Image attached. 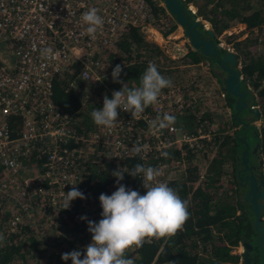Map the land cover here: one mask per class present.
Wrapping results in <instances>:
<instances>
[{"label": "built area", "instance_id": "2783aa9c", "mask_svg": "<svg viewBox=\"0 0 264 264\" xmlns=\"http://www.w3.org/2000/svg\"><path fill=\"white\" fill-rule=\"evenodd\" d=\"M185 4L195 13L192 3ZM91 7L97 8L104 20L94 38L86 33L87 26L81 19ZM149 16L150 8L144 0H0V192H15L16 199L9 230H15L24 221V215L29 214L27 201L34 196H41L51 206L48 221L56 223L55 227L59 223L53 221L54 216L64 222L69 220L79 229H88V221L99 222L102 212L86 197L73 200L64 209V193L73 185L77 188L83 178V163L88 159L105 157L120 162L123 168L127 158H134L145 167H160L161 181L163 177L185 174L189 166L185 153L192 152L202 158L195 165L198 180L204 178L217 149L214 140L223 133L217 118H202L190 131L176 123L159 132H153L149 126V121L157 116L173 115L202 103L206 98L204 92L169 88L143 114L134 117L120 111L115 127L97 126L91 133L73 127L74 114L64 113L54 103L55 78L70 75L75 66L79 80L85 85L78 86L70 78L68 90H78L85 102L97 98L96 106L105 95L111 99L113 92L101 82L100 59L112 51L115 42L130 28H137L146 36L152 30L158 33ZM238 24L240 40L253 37L258 40V34H264V22L251 30L244 23ZM203 25L208 29L207 22L203 21ZM236 26L217 37L219 49L232 51L225 35H231ZM44 48H51L58 55L42 57ZM240 69L238 65L239 72ZM239 80H244L247 92L257 95L241 72ZM97 86L102 88L96 90ZM137 143L148 144L150 148L136 155L130 149ZM176 149L180 150V156L173 155ZM89 164L93 163L86 166ZM73 238L76 239V233ZM155 240L158 239L151 242ZM69 252L58 249L47 254L52 255V261L59 259L60 264H72L70 259H62V254ZM80 252L83 259L84 250Z\"/></svg>", "mask_w": 264, "mask_h": 264}, {"label": "trees", "instance_id": "16d2710c", "mask_svg": "<svg viewBox=\"0 0 264 264\" xmlns=\"http://www.w3.org/2000/svg\"><path fill=\"white\" fill-rule=\"evenodd\" d=\"M146 1L150 6L149 21L155 28L164 35L176 28L177 24L174 18L169 15L164 6L160 5L162 0ZM179 1L183 4L185 2L192 3L195 7V14L191 13L184 4L186 16L193 19L200 17L206 20L210 24V30H204V34L213 39L237 23H244L247 29L251 30L264 22V0ZM197 29L202 34L201 24L197 26ZM208 31H211L212 34L209 35ZM226 40L234 42V46L238 50V54L235 56V65H238V62L241 63L240 72L256 90L257 95L251 97L255 102H258L257 105L263 110L264 55L256 56L254 54L253 38L235 40L233 36L226 35ZM186 47L189 48L186 54L169 60L156 43L146 39L144 32L137 28H130L115 42L112 51L105 54L108 60L102 59L104 55L101 59L99 58L103 63V68L100 70L101 82L111 92L119 91L122 84L113 82L112 71L116 65H121L123 71L119 79L123 83H127L129 88L134 84L139 86V77L146 71L149 62L155 63L161 75L172 81L174 74L177 75V71L181 67L186 70L189 64H196L202 59L199 55H194L195 50L192 51L189 44L186 43ZM111 52L112 54H110ZM160 56L164 61L160 59ZM171 64L176 67L171 68ZM75 67L74 72L70 75L55 78L53 100L61 111L66 114H74L73 127L81 132L91 133L98 128L91 118V112L96 108L94 101L97 98L85 102L78 90L77 94L66 91L70 78L71 80L75 79L78 86L85 85L78 78V66ZM240 82L244 83V80H240ZM177 84H181V82H172V86H178ZM98 88H102V86H97L95 89ZM227 98L231 101L228 94ZM98 105H103V102L98 101L97 108ZM256 117L254 116V118ZM254 136L259 143V148L256 152L251 153L255 157H264V124L258 132L254 130ZM214 142L217 144V149L202 180H198L197 168L192 162L189 163L185 174L162 178L163 182L175 189L183 200L188 201L190 218L176 235L166 238L163 242L160 239L145 242L143 247L136 248L130 256H127L134 258L135 264H239V262L244 264L242 256L233 251L244 241L252 246L250 250L251 264H263L264 257L261 256L260 247L264 248V238L261 242L258 241L259 235L254 227L255 216L249 201L244 198V192L248 189V187H243L244 173L230 177L226 189H223L222 186L224 184L222 181L223 165L227 160H229L228 163L233 160L234 164L236 162L237 165L239 163L241 165L243 142L229 135L225 139L218 135ZM227 151L228 153L225 154ZM173 155L180 156V150L176 149ZM185 157L192 161V155H185ZM136 164H140L138 160L126 159L125 166L129 169H132ZM86 168L88 170H85L86 174L83 175L77 189L89 201L96 203L102 212L99 196L102 193L110 196L117 190L116 178L111 174L116 169L108 163L102 164L99 168H96L94 164H89ZM120 184L140 192L141 195L145 194L146 190L143 188L140 178H133L125 174ZM240 188L243 190L242 196L239 194ZM15 202L16 199L12 192H0V234L4 237L3 243H0V264H39L35 261L38 258L40 260L41 256L50 260L52 255L47 254L46 244L41 246L43 248H39L38 237L40 234L47 235L48 233V228H42V226L43 221L49 217L48 212L51 210V206L48 202H44L41 196L32 197L27 201L29 214L24 215V221L19 222L15 230H9L8 222L12 217ZM262 214H264V210L261 212ZM53 219L66 226L72 236L79 230L78 226L69 220L64 222L55 216ZM261 225H264L263 221ZM31 232H35V234L30 235ZM90 237V235L84 236V241L80 243L84 245L82 250L90 244ZM50 238L55 241L54 244L52 243L53 250L80 251L79 244L75 243V238L71 240L64 234L56 232L52 233ZM25 243H29V245L25 246Z\"/></svg>", "mask_w": 264, "mask_h": 264}, {"label": "clouds", "instance_id": "9594fccd", "mask_svg": "<svg viewBox=\"0 0 264 264\" xmlns=\"http://www.w3.org/2000/svg\"><path fill=\"white\" fill-rule=\"evenodd\" d=\"M81 19L90 37L94 38L103 27V17L95 7L85 11ZM54 55L58 53H53L51 48L41 50L42 57L51 58ZM122 71L121 65H116L112 71L113 82L121 83V89L114 91L111 99L105 95L103 108H94L91 112V118L97 126L115 127L120 111L131 113L134 117L143 114L146 108L158 103L163 89L172 86L171 79L161 75L153 62H149L146 71L139 77V86L134 84L129 88L127 83H123L119 79ZM175 121V116L164 113L162 117L157 116L155 120L149 121V126L153 132H159L174 125ZM149 148L148 144L141 146L137 143L130 151L140 155ZM111 174L116 178L118 187L110 196L104 193L99 196L102 218L99 222L88 221L92 242L84 249L83 259L80 251H72L62 254L64 261L70 259L72 264H135L134 258L126 255L129 250L143 247L145 242H151L152 239L176 235L190 218L188 201L183 200L168 183L158 179L163 174L160 167L136 164L129 169L118 166ZM125 174L140 178L145 194L141 195L120 184ZM64 197V209L69 208L77 198L85 199L75 185L67 194L64 193ZM3 240L0 234V243Z\"/></svg>", "mask_w": 264, "mask_h": 264}, {"label": "rangeland", "instance_id": "374dc122", "mask_svg": "<svg viewBox=\"0 0 264 264\" xmlns=\"http://www.w3.org/2000/svg\"><path fill=\"white\" fill-rule=\"evenodd\" d=\"M160 5H163V2H161L160 3ZM195 9V8H194ZM197 18V17H196ZM192 19V18H191ZM196 20V19H195ZM201 18L200 17H198V21H200L201 22ZM197 21V20H196ZM152 25V24H151ZM153 26V25H152ZM236 26V25H235ZM154 27V26H153ZM179 27V26H178ZM155 28V27H154ZM156 29V31H158V33H156L154 30H152L150 33H149V35L147 36V39L148 40H150V41H153L154 43H156L160 48H161V50L164 52V54L167 56V58L169 59V60H171V59H174V58H177L178 57V53H179V51H180V49L182 48L181 47V45L184 43V41H183V39L181 38V35L183 36L184 35V32H183V30H181V27H179V31H173V32H170V33H168L169 34V36H170V38L168 39V35L167 36H164L157 28H155ZM209 29H210V27H209ZM240 29H241V26L238 24L237 26H236V29L235 30H232V34H231V36H233L234 37V39L235 40H240V37H239V34H240ZM229 30H231V28L229 29ZM241 35V34H240ZM161 36V37H160ZM258 36H259V39L257 40V37H253V44H254V54L256 55V56H262V55H264V34H258ZM184 38V37H183ZM225 38H226V35H225ZM224 38V39H225ZM170 39L172 40V41H170ZM185 40V39H184ZM226 40V39H225ZM227 41V40H226ZM230 42H232V41H230ZM249 44H250V42H248ZM252 44V43H251ZM252 44V45H253ZM110 54H112V52L110 53ZM108 57L106 56V55H104L103 56V58L102 59H106V60H108L107 59ZM157 59V58H156ZM160 59L161 60H163L164 61V59H162V56H160ZM205 59V58H204ZM209 59H211V58H209ZM213 60V59H212ZM215 64L214 63H212V66H214ZM238 65H241V63L240 62H238ZM237 65V66H238ZM173 66V64H171L170 65V67H172ZM203 66H205V65H203ZM205 67H207V66H205ZM184 71H187V73H182V71H177V75L176 74H174V76H173V80H172V82L174 83V82H176V81H186V82H189V81H193V79L192 78H195V79H197L196 77H193V75H191V74H194V75H197L198 76V79H200V82L199 83H203L204 81H202L203 79H207V77H206V75L208 74V73H204V72H201V70H200V72H194V73H188V69H186V70H184ZM206 81V80H205ZM221 81V80H220ZM245 86H244V83H241V88H244ZM183 90H185V89H183ZM244 90H246V89H244ZM110 99V98H109ZM246 99H247V104L250 106L251 104H253L254 102H252V99H251V96H250V94H247V97H246ZM101 101H103V98L101 99ZM218 101L220 102V103H223V98H219L218 99ZM212 102V98L211 97H206V98H204L203 99V102L202 103H199V110L202 112L203 110H207V112H208V110H209V106H208V104H210ZM198 103V102H197ZM103 108V105H98V108H97V106H96V109H102ZM196 109H198L196 106H193V107H188V108H186V109H184L183 111H181V112H176V113H174L173 114V116H175V118H176V121H175V123L176 124H181L182 126H184L185 127V129L186 130H188V131H190L192 128L191 127H193L194 126V122H195V119H196V117L195 116H193V113L195 112V110ZM248 109L249 108H245V109H243V110H241L239 113H238V116H239V118L237 119V120H235V115H233L234 117V119H232L233 120V124H234V126L235 125H239V127L241 128L240 129V131H238V133H236V132H232V133H229V135L230 136H234L235 138H238V139H241L240 137H242V135H243V133L247 136V138H248V141L251 143L252 141H253V143L255 144V143H257L258 141L256 140V142H255V136H254V129L252 128V126L250 125L249 127H246L245 128V124L246 123H248V122H243L242 120H241V118H244V119H247V118H249L250 116H252V117H254L253 116V114H251V113H248L249 111H248ZM258 109V111H259V113L260 112H263L264 113V111L261 109V107H256V109L255 110H257ZM233 112H236V110H235V108H234V110H233ZM248 116V117H247ZM208 117H212V116H202V118H208ZM241 117V118H240ZM245 117H247V118H245ZM261 117V116H260ZM253 119V118H252ZM211 120V119H210ZM213 120H215V116H213ZM258 121V120H257ZM262 122H264V118L262 117ZM249 124V123H248ZM250 124H251V121H250ZM260 124H262V123H260ZM262 126V125H261ZM261 128V127H260ZM220 136H221V138L223 137V139H225L226 138V136H225V134H224V132L222 133V134H220ZM253 148H254V146L252 147V150H251V152L253 151ZM186 156L187 155H192V160H194V161H191L192 163H195V162H200L201 160H202V158H201V156L200 155H197V154H192L191 152H187L186 154H185ZM88 163H93L94 165H95V167L96 168H99L102 164H105V163H108V164H110V165H112V167L113 168H115V169H117V167L119 166L120 167V162H117V161H112V160H110V159H108V158H105V157H102L101 159H96L95 161H93V159H88V160H86V162H85V165H84V163H83V168L81 169L82 171H83V175L84 174H86V171L85 170H88L85 166H86V164H88ZM230 164V163H229ZM240 164V163H239ZM80 173H82L81 171H80ZM229 178L230 177H224V179H223V183H225V182H227V180H229ZM13 194L15 193V192H12ZM48 218L49 217H47V219H46V221L44 222L43 221V226H42V228H48V233H47V235H39V237H38V239H39V243H40V246H39V248H43V247H41V246H43V244H46V250H47V253L48 252H52V251H54L53 250V245H52V243L54 244L55 243V241L54 240H50L51 238H50V235L52 234V233H54V232H56V233H59V234H64V236H66V237H68L69 239H73V236H72V233H69L68 231H67V227L66 226H59L60 224H57L56 225V227H55V224H53V223H51V222H49L48 221ZM53 221H54V219H53ZM79 229V228H78ZM88 232H89V230L88 229H82V228H80L78 231H76V240H75V243L78 245L79 244V247H80V251L82 250V247L84 246V245H81L80 243H81V241H84L83 240V238H84V236L85 235H87L88 234ZM1 233V232H0ZM33 234H35V232H31L30 233V235H33ZM49 241V242H48ZM89 241H90V243H91V241H92V237H90L89 238ZM42 244V245H41ZM26 245H29V243H25V246ZM56 250H58V249H56ZM72 251H74V250H71V252ZM131 253L132 252H130V250L126 253V255L127 256H130L131 255ZM41 259L39 260V258H38V260H36L35 262H38L39 264H60V260L59 259H54L53 261L52 260H49V259H47V258H44V257H40Z\"/></svg>", "mask_w": 264, "mask_h": 264}, {"label": "water", "instance_id": "95a60500", "mask_svg": "<svg viewBox=\"0 0 264 264\" xmlns=\"http://www.w3.org/2000/svg\"><path fill=\"white\" fill-rule=\"evenodd\" d=\"M164 7L175 17L177 24L184 28V35L188 39L191 47L198 52L200 58H212L216 60V63L219 65V68L226 73V76L222 78L223 84L225 87L226 93L230 96L233 106L236 110L234 113L235 117L238 118V113L244 109L248 108L247 102H245V95L247 94L246 90L241 89L239 72L234 69L235 65V56L234 54H223L219 51L215 42L210 38H203L200 32L197 29L199 25L198 21L195 19L190 20L185 14L184 4L179 0H162ZM208 34L211 35L212 32L208 31ZM257 113L256 110L253 111ZM248 123L244 126L248 127ZM241 140H243V137ZM246 143V142H245ZM249 147L246 146L245 150L241 155V164L243 166L242 171L246 170L249 172L245 176V182L243 187H248L244 192V198L247 199L250 203V207L254 213V227L256 228L259 238L258 241L261 242L264 238V225L262 226L261 221V212L264 210V187L263 181H257V177L252 172L253 165L249 164L248 152ZM252 152H255L254 150ZM243 252L240 254L242 256V261L244 264H251L250 250L251 245L247 241H244ZM261 256H264V249H262ZM264 260V258H263ZM264 264V262H263Z\"/></svg>", "mask_w": 264, "mask_h": 264}, {"label": "crops", "instance_id": "0c3cea01", "mask_svg": "<svg viewBox=\"0 0 264 264\" xmlns=\"http://www.w3.org/2000/svg\"><path fill=\"white\" fill-rule=\"evenodd\" d=\"M175 31H179V28L176 29ZM146 39H147V36H146ZM182 45H181V47H182ZM184 52L185 51H183V52L179 51L178 54H182ZM196 53H197L196 55H199L198 52H196ZM204 60H205L204 62L207 63V60L206 59H204ZM203 65H205V64H203ZM188 67L189 68H192V64H189ZM207 67H208V69H211V67L208 66V64H207ZM207 67H205V66L202 67L204 73H208V74L206 75L207 79H203L202 81H204V82L203 83H200V84L203 85L202 86V92H204L205 96L212 98L211 104L213 106L212 107L209 106L208 112H207L206 109L201 112L199 110V103H197L195 105L198 109L195 110V112L193 113V116H198V117H196V119H195L194 126L199 123V120L202 119V116H212V117H208L209 119H212V120H213V116H215V119L217 118V122H218V125H219V129L222 132H224L225 136H228L229 133H232V132L238 133V131H240L241 128L239 127V125H235L234 126V124L232 123L233 122L232 119H234L233 118L234 117L233 115L235 113V112H233L234 106H233L232 100L230 101V99H228L227 96H225V93L222 94L223 92H222V84H221V82L223 83V81L221 79H218V80L217 79H214V78H216V76L214 77L211 74V72H209V70L207 69ZM237 68H238V66H237ZM215 72H217L218 74L221 73V71H216V70H215ZM215 72H213V73H215ZM192 73H194V70H192ZM217 73H215V74L217 75ZM212 77H214V78H212ZM220 80H221V82H220ZM180 82H182V81H180ZM177 85L180 86V87H182V88H184V89H192V87L189 88L187 86V84H185V83H181V84H177ZM242 90H244V89H242ZM66 91H72L73 94H77L75 92V90H68L67 89ZM250 96H253L254 97V95H252V94H250ZM246 97H247V94L245 95V101L247 102ZM219 98H223V103H220L218 101ZM251 99H252V102H254V103L251 104L250 106L249 105L248 106H249V108L251 110H255L254 108H256L255 106L257 105L258 102H255L252 97H251ZM256 111H257V113H254L252 111H249L248 112V113L253 114V116H257L256 118H254L252 116H250L249 118H247L248 116L245 117L247 119H244V118H241V117L240 118H241V120L243 122H248L249 123L248 127L251 125L252 128L258 132L259 129H260V127H261V125L264 124V122H262V117L264 118V113L263 112H260L259 113L258 109ZM263 111H264V109H263ZM237 119L238 118H235V120H237ZM250 121H251V124H250ZM260 123H262V124H260ZM257 125L259 127H257ZM193 127H191V128H193ZM242 137H243V140H241L242 138L240 139L243 142V145L241 146V150H242L241 151V155H242V152L245 150L246 146H248L249 147L248 148L249 149V152H248V155L247 156H248V159H249V164H252L253 165V171L252 172L257 177V181H260V180L263 181V185L262 186L264 187V157L263 156H259L257 158V157H255V156L252 155L253 152L251 153V150H252V147L253 146H254L253 150L255 152L258 150L259 143L257 142V143L254 144L253 141L250 143L248 141L247 136L244 133H243ZM255 142H256V138H255ZM227 153H228V151L225 152V154H227ZM210 158H207V159H210ZM240 159H241V157H240ZM192 161H194V160H192ZM187 162H188L187 164L189 165V163L191 161L188 160ZM228 162H229V160H227L225 162V164L223 165L222 181H223L224 177H226V176L227 177H232V176L235 177V175H238L239 176V174L243 172L242 171V168H243L242 164L241 165L240 164L237 165L236 162L234 164L233 163V160L231 161L230 164ZM245 172H247V174H249V172L247 170ZM229 180H230V178H229ZM229 180H227V182ZM227 182H225L222 185L223 186V189H226ZM242 193H243V190H242V188H240L239 189V194L241 196H242ZM261 221L264 222V214L261 215ZM243 250H244L243 245L242 246L239 245V246H237L234 249V251H236L237 254H241L243 252ZM239 264H241V262H239Z\"/></svg>", "mask_w": 264, "mask_h": 264}, {"label": "flooded vegetation", "instance_id": "af4514ba", "mask_svg": "<svg viewBox=\"0 0 264 264\" xmlns=\"http://www.w3.org/2000/svg\"><path fill=\"white\" fill-rule=\"evenodd\" d=\"M145 2H146V4L149 6V4H148V2L146 1V0H144ZM157 1H160V0H157ZM161 3V2H160ZM185 4V3H184ZM186 5V4H185ZM184 5V6H185ZM162 6H164V5H162ZM149 8H150V6H149ZM166 9V8H165ZM167 10V9H166ZM168 11V10H167ZM169 12V11H168ZM190 12H191V10H190ZM192 13V12H191ZM193 14H195V13H193ZM169 15L171 16V17H173L174 18V20H175V17L169 12ZM198 18V17H197ZM189 19L190 20H192L190 17H189ZM203 21H205V22H207L206 20H201V22L200 21H198V23L199 24H201V26H202V34H201V32H200V34H201V36L203 37V38H210V39H212L213 40V42H215L216 43V41H217V37L215 38V39H213L212 37H208V36H205V34H204V30H210L209 29V27H210V24L208 23V25H209V27H208V29H206L205 27H204V25H203ZM175 22H176V20H175ZM176 24H177V22H176ZM179 25L177 24L176 25V28L174 29V30H176V29H178L179 27H178ZM174 30H172L171 32H173ZM181 30H183V32H184V28H182L181 27ZM199 31V30H198ZM163 34V33H162ZM164 35V34H163ZM168 36H169V34H167ZM167 35H164V36H167ZM184 37V38H183ZM181 38L183 39V41H184V43H183V45H182V48H181V52H183V51H185L184 53H182V54H178V56H183L184 54H186L188 51H189V48H187L186 47V43L187 44H189L190 45V43L188 42V39L185 37V35H181ZM169 39V38H168ZM185 39V40H184ZM242 40V39H241ZM170 41H172L171 39H170ZM226 43L227 44H229L230 45V47H232V51H228L227 49H223V48H218L219 49V51L221 52V53H223V54H227V53H229V54H234V56H236V54H238V50L236 49V47L234 46V42H228V41H226ZM191 46V45H190ZM192 48V47H191ZM192 51H194V49L192 48ZM191 51V52H192ZM197 52V51H196ZM194 53V55L195 56H197L196 55V53H195V51L193 52ZM210 58V57H209ZM209 58H207L206 60H207V63H205L204 61V58H200L201 59V61L200 62H198V63H196V64H192V68H189L188 67V73L190 74L191 72H192V70H194V72L196 71V72H200V70H201V72H204L203 71V69H202V67H203V64H205V66H207V64H208V66H210L211 67V69H208V67H207V69L209 70V72H211V74L215 77L216 76V78H214V77H212V78H214V79H221L222 80V78H224V76H226V73L225 72H223L220 68H219V65L216 63V60L215 59H213L212 60V58L211 59H209ZM212 63H214L215 65L214 66H212ZM235 64H236V60H235ZM174 67H176V65H173L171 68H174ZM234 67V69L237 71V72H239L238 71V68H237V66L236 65H234L233 66ZM190 69V70H189ZM185 70V68L184 67H181L178 71L180 72V71H182V73H187V71H184ZM214 70V71H213ZM215 70L216 71H221V73L220 74H218L217 72H215ZM213 72H215V73H217V75L215 74V73H213ZM239 74H240V72H239ZM191 75H193V77H196L197 79H195V78H192L193 79V81L191 80V81H189V82H186V81H183V82H181V83H185V84H187V86L190 88V87H192V89L191 90H193L194 92H197V91H199V92H202V84H200V83H198V82H200V79H198V76L197 75H194V74H191ZM223 81V80H222ZM221 82V81H220ZM221 84H222V94H224V93H226V91H225V87H224V84L221 82ZM170 88H180V89H184V88H182V87H180V86H171ZM168 89L169 88H166V89H164V90H162V92H166V91H168ZM247 91V90H246ZM226 96H227V93H226ZM246 102V101H245ZM149 107H151V106H149ZM248 108H249V106H248ZM248 111H254V110H251L250 108L248 109ZM259 157V156H258ZM257 157V158H258ZM253 171V170H252ZM242 173H244V175L245 176H247L248 174H247V172H242ZM241 173V174H242ZM261 248V252H262V249H264L263 247H260ZM240 255V254H239ZM264 257V256H263Z\"/></svg>", "mask_w": 264, "mask_h": 264}]
</instances>
